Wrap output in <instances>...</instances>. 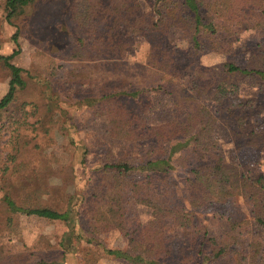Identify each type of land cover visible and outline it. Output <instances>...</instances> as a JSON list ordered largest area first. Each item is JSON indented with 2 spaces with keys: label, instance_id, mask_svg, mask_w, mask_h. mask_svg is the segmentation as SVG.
<instances>
[{
  "label": "rangeland",
  "instance_id": "obj_1",
  "mask_svg": "<svg viewBox=\"0 0 264 264\" xmlns=\"http://www.w3.org/2000/svg\"><path fill=\"white\" fill-rule=\"evenodd\" d=\"M110 1L113 0H35L15 19L20 28L18 46L13 40L17 27L6 18V0H0L1 53L12 54L20 49L14 62L27 70L23 75L28 81L14 105L0 116V199L6 193L17 194L22 177L28 172L36 178V183L47 182L52 190L45 193L42 188L41 200L62 206L63 199L71 193L79 201L80 195L90 190V182L98 183L111 177L92 167L128 161L133 168L124 175L121 189L129 201V231H155L159 228L156 225L161 211L158 207L136 203L130 182L145 179L148 184L156 182L166 186L164 180L160 181L151 170L137 167L151 158L154 149H158L159 158L169 157L174 141L154 136L129 140L113 135L111 115L103 112L104 103L109 108L120 103L103 102L101 97L110 92L126 93L120 98L127 109L139 113L142 124L147 126L144 129L147 136L152 126L174 119L177 108L170 93L155 89L159 84L171 82L150 61L149 43L132 12L117 14L120 30L128 43L125 56L113 58L104 53L107 22L100 25L101 20L95 13L99 4ZM174 1L166 0L165 5L171 6ZM250 1L262 6V0ZM142 3L147 2L142 0ZM249 5L246 0H239L238 5L229 8L233 14V30L226 33L222 29L221 33L226 37L222 35L214 47L210 44L212 39L203 37L199 55V62L204 69H209V75L215 72L219 80L235 84L237 97L229 95L219 104L213 86L202 92L197 101L200 106H208L218 117L213 131L221 159L236 164L242 173L254 176L264 173V83L255 74L229 75L223 68L226 62L247 67L257 43L264 41L262 31L240 24L245 14L249 16L251 12L247 10ZM10 79L9 70L0 61V99L8 91ZM127 94L136 95L127 97ZM85 98H92L94 104L77 107V103ZM248 100L254 103L248 104ZM231 112L246 117L243 128L232 122ZM136 123L140 124V121ZM69 131L89 148V171L81 181L75 179L74 147ZM19 150L23 153L19 152L17 161L24 160L26 167L24 172L13 174L8 159ZM194 161L190 150H183L170 159L166 206L191 208L187 177L191 175ZM44 170L41 177L35 176L36 172ZM194 210L204 230L210 236L218 237L220 253L213 255L211 241L202 247V234L181 229L173 231L165 225L163 231L168 235L171 251L169 254L162 252V261L171 264H264V223L255 220L247 198L240 196ZM86 220L85 227H88ZM13 221L10 226L0 223V249L15 252L28 248L34 252L35 260L62 258L60 241L70 229L67 222L22 214L15 215ZM97 236L110 248L129 246L130 236L117 227L107 228ZM77 242L74 241L72 247L75 264H129L85 240Z\"/></svg>",
  "mask_w": 264,
  "mask_h": 264
},
{
  "label": "trees",
  "instance_id": "obj_2",
  "mask_svg": "<svg viewBox=\"0 0 264 264\" xmlns=\"http://www.w3.org/2000/svg\"><path fill=\"white\" fill-rule=\"evenodd\" d=\"M34 1L6 0L8 21L16 25L15 19L22 15L26 11L25 7ZM238 1L176 0L171 6H166V0H146L145 5L142 0H113L105 5L99 4V10L95 13L101 20L100 25L103 26V23L107 22L103 43L104 53L110 54L113 58L124 57L128 46L120 30L117 14L120 12L134 14L149 43L150 61L158 70L164 72L171 82L159 84L155 89L170 93L173 96V104L177 108V111H174L176 114L174 119L152 126V131L147 136L144 132L147 126L142 124L139 113L127 109L122 102L123 99L120 98L126 93H106L101 97L103 102L120 103L114 108H109L104 103L103 112H109L111 115L112 134L129 140L150 139L153 136L173 140L169 157L159 158L158 149H154L151 150V158L137 167L140 170H151L160 181L164 180L166 186L169 185L170 159L183 150L184 152L190 150L195 159L194 165L191 166V175L187 177L188 201L191 208L166 206L168 192L165 189L166 186L161 183L148 184L145 179L133 180L130 184L135 202L158 207L161 214L156 225L160 229L155 231L138 229V232L131 233L127 225L129 201L124 198L121 189V185L125 182L124 175L133 168L128 161L92 167L111 177L98 183L90 182L88 184L91 187L90 190L80 195L79 201H76L78 199L75 194H68L63 199L62 206H59L60 203L41 200L42 188L45 193L52 190L47 182L36 183L33 174L27 172L26 176L22 177L20 188L16 190L17 194L6 193L0 199V223L12 225L17 214L64 220L70 229L65 232L60 241L62 258L56 261L35 260L34 252L28 248L15 252L0 249V264H70V261H72L71 264H75V250L72 247L75 246L74 241L81 242V240L92 243L129 264H171L160 259L162 252L169 254L171 251L167 242L168 235L163 231L165 225L173 231L181 229L183 232L202 234V247L204 243L213 242L215 256L220 253L217 247L219 239L210 236L208 231L204 230L196 218L194 209L214 202L226 203L240 196L250 201L255 220L260 224L264 223V200L262 199L264 173L249 176L242 173L236 164L226 163L221 159L220 146L213 131L218 117L208 106H200L197 101L202 92H206L213 86H215L216 100L219 104L228 99L229 95L237 97L235 84H228L223 79L219 80L215 72L209 75V69H204L199 62V55L203 49V37L212 39L210 44L214 47L222 35L226 37L221 33L222 29L226 33L233 30L231 26L234 21L233 14L229 8L238 5ZM246 1L250 3L247 10L251 12L249 16L245 14L240 24L257 28L264 35V0H262V6H256V3L250 0ZM144 7L146 10H143ZM222 19L224 21H221ZM16 27L17 31L13 35V40L19 46L20 28L18 25ZM19 51L20 49L12 54H3L0 44V61L11 75L8 91L0 99V116L14 105L19 92L28 86V81L23 75L27 70L14 62ZM223 68L229 75L255 74L264 83V41L257 43L247 67L226 62ZM132 95L136 94H127V97ZM247 103L253 104L254 101L248 100ZM93 104L92 98H85L77 103V107ZM229 109L232 111L231 107ZM231 115H233L232 122H236L238 127L243 128L246 117L238 112H231ZM137 121H140V124L136 123ZM70 133L69 131L70 142L74 147L75 179L81 181L89 171V148L84 141ZM164 150V148L161 149L163 152ZM19 152L23 153V150L10 155L11 158L8 159L13 174L25 171V161H17ZM7 169L10 170L9 165ZM43 174L45 170L36 172L35 176L39 178ZM86 219H88V227H85ZM110 227H117L130 236L127 248H110L104 244L100 236H97ZM87 233L92 235L88 236Z\"/></svg>",
  "mask_w": 264,
  "mask_h": 264
}]
</instances>
